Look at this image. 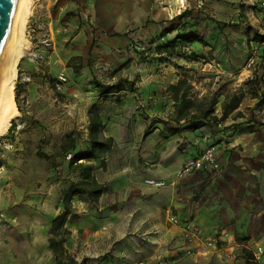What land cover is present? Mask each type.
<instances>
[{"label": "crops", "instance_id": "crops-1", "mask_svg": "<svg viewBox=\"0 0 264 264\" xmlns=\"http://www.w3.org/2000/svg\"><path fill=\"white\" fill-rule=\"evenodd\" d=\"M90 1L96 6L93 12L100 25L96 30L104 42V48L96 51V60L103 58L105 63L114 64L133 59V54L117 57L110 51L129 48L135 35L142 39L163 36L165 43L178 37V46L177 51L168 55L156 50L157 44L165 43H156L152 54L157 58L148 57L150 61H143L142 67H155L157 72L142 70L134 77L140 80L138 91L146 107L130 110L134 113L133 122L145 131L151 125L154 131L142 143L140 153L105 158L106 179L96 177L104 187L111 180L112 202L99 208L105 217H96L90 227H85L82 244L86 249L82 255L72 256L74 261L76 264L82 263L81 259L87 262L84 264H138L141 260L147 264H251L249 254L258 244L264 245V100L254 97L247 104L250 110L243 108L242 100L217 125L178 132L165 126L178 125L171 84L187 78L193 85L192 94L200 100L195 90L201 91L200 96L208 94L215 79L233 76L236 84L249 78L251 70L244 67L243 58L256 41H249L248 29L238 31L235 24L227 25L215 40L200 41L199 28L198 32L184 34L185 30L174 27L183 14H173L167 7L157 5L156 0H78ZM235 1L213 3V10L220 13L216 20L218 30L227 21L222 15L227 10L232 13L237 10L233 7ZM173 2L175 8L185 4ZM133 27L135 30L131 32L129 29ZM190 35L193 37L185 38ZM187 48L191 49V55ZM181 49L184 53L179 52ZM133 64L134 59L130 67ZM128 79L132 80V76ZM226 101H218L215 107L219 117ZM165 114L171 117L167 119L169 123L163 120ZM102 117L104 126L119 124L116 117L103 113ZM233 122L238 125L232 131ZM181 123L186 124L184 120ZM211 144L218 146L221 172L182 174L186 159L199 155ZM102 171L105 172L104 167ZM123 177L126 182L121 184L119 180ZM152 180L163 184L158 186ZM169 214H174L179 223L172 224ZM47 247L39 264H59L53 249L48 244Z\"/></svg>", "mask_w": 264, "mask_h": 264}, {"label": "rangeland", "instance_id": "rangeland-1", "mask_svg": "<svg viewBox=\"0 0 264 264\" xmlns=\"http://www.w3.org/2000/svg\"><path fill=\"white\" fill-rule=\"evenodd\" d=\"M214 2L186 0L184 6L175 8L173 0H156L157 5L167 7L173 14H183V19L175 23L174 27L185 30L184 34L198 32L196 28H199L202 38L215 40L227 25L235 24L238 31L248 29L249 41H257L264 36V0L233 2L237 10L235 13L227 10L222 15L227 21L221 20L225 26H219V30L216 20L220 13L213 10ZM93 6L96 7L91 1L33 0L27 26L30 48L20 59L16 80L22 85L18 95L19 113L11 122L13 130L10 131L9 127L0 137V264H39L42 260L52 235V221L65 207L64 192L73 182L82 181L79 171L71 167L69 161L72 153L90 148L88 110L93 103L99 105L101 113L116 117L119 123L115 127L104 126L106 133L116 140L115 147L107 156L122 157L140 153L142 143L154 131L148 125L146 130L149 134L145 138V129L133 122L134 113L130 110L146 107L142 103L144 97L138 91L140 80L134 77L142 70L157 72L155 67H142V63L150 61L148 57L157 58L152 54V48L156 43H165L166 40L163 36L142 39L135 35L129 48L111 50V55L117 57L134 55L132 67L114 73L123 63L121 60L114 64L105 63L103 58L96 60V51L104 48V42L96 30L100 25ZM129 30L133 32L135 29ZM190 51V48L186 49V52ZM179 52H183V49ZM251 52L252 47L243 58L244 67L251 70L249 78L236 84L233 83V76L215 79L211 82L208 94L200 96L201 91L195 90L199 99L206 97L224 102L237 92L244 100L245 110H250L247 104L254 97L264 100V60L261 59L256 68L249 69L247 58ZM79 65L82 67L78 69ZM62 71L67 73L68 82L59 89L57 79ZM120 76L125 80L119 91L103 94L98 90L95 77L104 83H115ZM128 76H132V80ZM134 99L138 102L134 103ZM164 117L163 120L169 123L171 117L168 114ZM237 125L233 122L230 130H235ZM165 127L171 129L168 125ZM72 142H75L76 149L67 150ZM41 152L49 153L52 160L46 159ZM87 162L93 164L97 177L106 179L108 168L102 160L90 159ZM103 167L105 172L102 171ZM110 181L104 187L98 204H94L86 193L74 195L73 216L67 224L72 233L63 242L69 256L84 253L86 248L82 244V235L87 230L85 227H90L96 217H105L99 208H105L112 202L114 189ZM119 181L123 184L126 178ZM41 250L42 253H39ZM249 258L251 264H258L253 253L249 254ZM81 262L87 263L83 259Z\"/></svg>", "mask_w": 264, "mask_h": 264}, {"label": "trees", "instance_id": "trees-1", "mask_svg": "<svg viewBox=\"0 0 264 264\" xmlns=\"http://www.w3.org/2000/svg\"><path fill=\"white\" fill-rule=\"evenodd\" d=\"M182 15V14H181ZM169 28L165 30L168 32ZM193 35L187 36L185 38H192ZM172 39L163 45L157 44L156 50L159 53L173 54L177 51V41ZM203 41V38L199 39ZM133 59L130 58L124 61L119 68H117L114 73H119L121 70L129 68L132 65ZM82 66L79 65L78 69ZM98 90L100 92L109 93L114 91H119L121 89L122 82L125 80L122 77L115 83H104L95 77ZM170 90L172 91L173 98L175 100V107L178 111V116L176 117L177 126L171 127L170 131L178 132L180 130L187 131L188 129L195 130L204 127V125L214 124L217 125L221 120L227 118L229 114L236 110L242 101V96L240 94L232 95L223 104V114L218 116L216 114L215 107L218 103L216 99L212 100H197L192 94L193 85L186 78L181 79L177 84H171ZM22 90V85L17 83L16 97L17 104L20 108V102L18 95ZM90 126H89V136H90V148L87 151H80L72 153V157L69 161L70 166L75 170L79 171L81 175V180L78 182H73L72 186L67 189L63 194V201L65 204L64 209L53 219L51 224V237L49 239V247H51L56 255V261L59 264H76L73 257L69 256L66 247L63 242L66 241V237L71 234V229L68 227V221L72 218L73 211V198L75 194L86 193L94 204H97L104 190V184L97 179L95 174V169L92 163H88L90 159H98L105 162V158L108 152L113 149L116 143L114 136L108 135L104 129V120L100 107L97 103H93L89 110ZM186 124H182V121ZM10 131L13 130L11 126ZM149 134L148 130L144 132V137ZM76 149L75 142H72L68 146L67 150ZM42 155L48 159L52 160V156L49 153L41 152Z\"/></svg>", "mask_w": 264, "mask_h": 264}, {"label": "bare ground", "instance_id": "bare-ground-1", "mask_svg": "<svg viewBox=\"0 0 264 264\" xmlns=\"http://www.w3.org/2000/svg\"><path fill=\"white\" fill-rule=\"evenodd\" d=\"M184 2L185 0H177L178 5ZM32 6L33 0H20L17 9L10 41V53L0 80V137L6 133L12 120L19 113L15 99L16 80L20 59L29 51L30 39L27 35V26L31 18Z\"/></svg>", "mask_w": 264, "mask_h": 264}, {"label": "built area", "instance_id": "built-area-1", "mask_svg": "<svg viewBox=\"0 0 264 264\" xmlns=\"http://www.w3.org/2000/svg\"><path fill=\"white\" fill-rule=\"evenodd\" d=\"M247 66L249 69L256 68L260 60H264V36L255 42L251 54L248 56ZM67 73L62 71L58 75L57 87L62 89L68 82ZM219 149L216 144L207 145L197 156L188 157L182 166L181 173L189 174L192 172H211L213 175H218L221 172V162L218 159ZM158 186L163 184L162 181H150ZM170 222L178 224V218L174 214H169ZM253 257L258 264H264V245L258 244L257 247L252 250ZM138 264H147L144 260H141Z\"/></svg>", "mask_w": 264, "mask_h": 264}, {"label": "water", "instance_id": "water-1", "mask_svg": "<svg viewBox=\"0 0 264 264\" xmlns=\"http://www.w3.org/2000/svg\"><path fill=\"white\" fill-rule=\"evenodd\" d=\"M19 2L20 0H0V80L10 53V41Z\"/></svg>", "mask_w": 264, "mask_h": 264}]
</instances>
